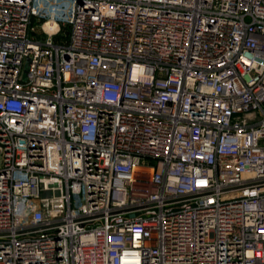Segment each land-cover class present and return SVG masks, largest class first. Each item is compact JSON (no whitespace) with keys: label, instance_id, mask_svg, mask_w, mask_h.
Listing matches in <instances>:
<instances>
[{"label":"built area","instance_id":"obj_1","mask_svg":"<svg viewBox=\"0 0 264 264\" xmlns=\"http://www.w3.org/2000/svg\"><path fill=\"white\" fill-rule=\"evenodd\" d=\"M0 264H264V0H0Z\"/></svg>","mask_w":264,"mask_h":264},{"label":"bare ground","instance_id":"obj_2","mask_svg":"<svg viewBox=\"0 0 264 264\" xmlns=\"http://www.w3.org/2000/svg\"><path fill=\"white\" fill-rule=\"evenodd\" d=\"M48 26H49V24L46 25V27H48Z\"/></svg>","mask_w":264,"mask_h":264}]
</instances>
